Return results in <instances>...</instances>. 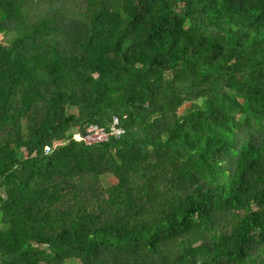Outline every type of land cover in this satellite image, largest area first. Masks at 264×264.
<instances>
[{"label": "trees", "instance_id": "obj_1", "mask_svg": "<svg viewBox=\"0 0 264 264\" xmlns=\"http://www.w3.org/2000/svg\"><path fill=\"white\" fill-rule=\"evenodd\" d=\"M0 31V264H264V0H0Z\"/></svg>", "mask_w": 264, "mask_h": 264}, {"label": "built area", "instance_id": "obj_2", "mask_svg": "<svg viewBox=\"0 0 264 264\" xmlns=\"http://www.w3.org/2000/svg\"><path fill=\"white\" fill-rule=\"evenodd\" d=\"M125 132H126L125 128H121L119 126L118 119L113 118L108 129H105L96 124H92L88 127L87 132L85 134L77 133L74 135V139L79 142L85 143L87 146H91L106 142L108 139L112 137L118 138ZM54 149L55 148H53L50 145L45 146L44 148L45 154L46 155L51 154Z\"/></svg>", "mask_w": 264, "mask_h": 264}, {"label": "rangeland", "instance_id": "obj_3", "mask_svg": "<svg viewBox=\"0 0 264 264\" xmlns=\"http://www.w3.org/2000/svg\"><path fill=\"white\" fill-rule=\"evenodd\" d=\"M0 40H1V41H4V40H3V37H2V33H1V31H0ZM196 104H199V102L196 103ZM189 109H190V104H185V105L179 110L178 114H179V115H184V114H186V113L189 111ZM102 182H103L104 187H109V185L115 183V179H114L112 176L107 175V176H103V177H102Z\"/></svg>", "mask_w": 264, "mask_h": 264}]
</instances>
